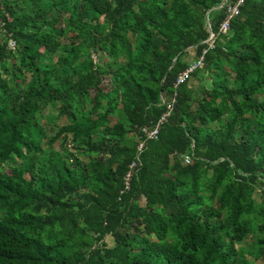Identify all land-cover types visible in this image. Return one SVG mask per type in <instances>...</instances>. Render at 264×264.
<instances>
[{
	"label": "trees",
	"instance_id": "trees-1",
	"mask_svg": "<svg viewBox=\"0 0 264 264\" xmlns=\"http://www.w3.org/2000/svg\"><path fill=\"white\" fill-rule=\"evenodd\" d=\"M219 2L0 0V264H264V0Z\"/></svg>",
	"mask_w": 264,
	"mask_h": 264
},
{
	"label": "built area",
	"instance_id": "built-area-1",
	"mask_svg": "<svg viewBox=\"0 0 264 264\" xmlns=\"http://www.w3.org/2000/svg\"><path fill=\"white\" fill-rule=\"evenodd\" d=\"M243 1L244 0H224V3L222 5V7L224 8V15L217 26V31L219 33H225L227 31L230 20L238 14L239 7L242 5ZM0 25H2L1 22H0ZM211 38H212V34L208 33V36L206 39L208 40V47H212V44L210 43ZM5 46L7 49H12L14 47V41L8 37L5 41ZM204 51L205 49H202L201 54L197 56L196 58H194L193 60H191L187 64V66L177 74L174 85L183 82L194 70L202 67ZM173 100L174 99L171 98L168 102H166L165 110L161 113L158 120L151 127H146V126L139 127L138 130L141 133V137L137 140L136 145H135L137 152L141 151L145 140L156 138L159 126L163 121H165L166 116L169 114V110H170ZM190 161H191V155L188 154L182 157V162L184 164H188L190 163ZM137 163L138 161L137 159H135V160H132L127 165V170L123 176V181H122L124 189L128 188V180L131 176V173L137 166Z\"/></svg>",
	"mask_w": 264,
	"mask_h": 264
},
{
	"label": "rangeland",
	"instance_id": "rangeland-1",
	"mask_svg": "<svg viewBox=\"0 0 264 264\" xmlns=\"http://www.w3.org/2000/svg\"><path fill=\"white\" fill-rule=\"evenodd\" d=\"M92 58H93L94 62H96V61H100V60L103 61L106 57H105V55H103V54H100L99 56H98V55H93V54H92ZM200 69H201V68H200ZM200 73L202 74V69H201ZM203 82H204V81H203ZM205 84H207V83H205ZM60 122H61V121H60ZM213 125H214V124H210V126H213ZM54 130H55V127H52V126H51V128H48L46 132H47L48 135H50V134H52V133L54 132ZM129 138H131V139H133V140H136V136H135L134 134H130V135H129ZM58 142H59V141H56V142L54 143V146H57ZM94 155H96V154H95V153H90V154H89V157L94 156ZM79 156H80L81 159L86 160V158H85L86 155H85V154L82 153V154H80ZM256 201H258V203H260L259 200H258V197H256ZM139 202L141 203V202H142V199H141ZM251 237H252V236H250V237L247 236V237L245 238L244 242H243V245H244V247H245L246 249L248 248V245H249V243H250V239H252ZM249 238H250V239H249ZM105 240L107 241V244H110V242H109V240H108L107 237H105ZM244 257H247V258H248V257H249L248 253H245V254H244Z\"/></svg>",
	"mask_w": 264,
	"mask_h": 264
},
{
	"label": "water",
	"instance_id": "water-1",
	"mask_svg": "<svg viewBox=\"0 0 264 264\" xmlns=\"http://www.w3.org/2000/svg\"><path fill=\"white\" fill-rule=\"evenodd\" d=\"M223 3H224V0H220V2H219V4H218L217 7H222ZM208 10H209V9H207L206 12H205V17L207 16V12H208ZM207 29H208V31L210 32L209 27H208Z\"/></svg>",
	"mask_w": 264,
	"mask_h": 264
}]
</instances>
